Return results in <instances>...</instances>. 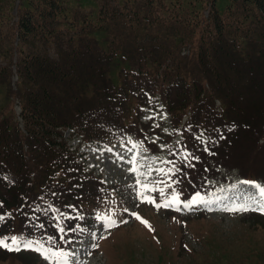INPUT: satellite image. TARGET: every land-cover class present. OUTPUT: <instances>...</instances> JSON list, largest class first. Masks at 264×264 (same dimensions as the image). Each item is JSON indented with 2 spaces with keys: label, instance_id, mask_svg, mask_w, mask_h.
Returning a JSON list of instances; mask_svg holds the SVG:
<instances>
[{
  "label": "trees",
  "instance_id": "16d2710c",
  "mask_svg": "<svg viewBox=\"0 0 264 264\" xmlns=\"http://www.w3.org/2000/svg\"><path fill=\"white\" fill-rule=\"evenodd\" d=\"M66 2L21 0L15 19V0H0V58L6 62L0 63V86L5 85L0 94L4 92L7 98L6 103H0V198L6 207L18 210L35 183L36 188L42 182L57 183L53 175L75 160L76 154L59 140L60 126L71 125L93 134L104 120L119 121L125 110L122 102L133 95L131 90L153 88L158 82L177 88L181 84L183 93L191 87L184 101L180 99L183 111L179 120L190 104L187 102L196 100L197 110L210 117L212 135L218 136L222 130L227 135L223 146L212 147L215 153L224 152L225 163H232L229 161L240 151L238 132L239 136L247 130L257 132L255 147L259 148L258 137L264 128V0H233L225 14L213 6L206 18L195 11L184 19L176 17L180 38L172 51L158 48L152 39L141 42L137 31L120 38L109 26L105 37L109 38L110 51L84 31L66 33L58 29L59 22L64 23L60 17L66 12ZM79 15L82 13L75 17ZM105 26V22L90 25L97 29ZM15 35L19 37L17 45ZM181 39L190 41L193 50L182 59L177 53ZM142 44L145 49L139 51ZM117 46L127 50L115 51ZM15 50L16 90L10 77ZM174 56L177 63L172 62ZM115 65L119 80L123 78L121 88L113 81ZM203 79L212 89L202 97L221 98L225 112L215 111L209 98L204 106L198 105L205 90ZM13 93L21 99L26 132L19 126L14 109L6 111ZM36 170L39 174L32 179Z\"/></svg>",
  "mask_w": 264,
  "mask_h": 264
},
{
  "label": "rangeland",
  "instance_id": "374dc122",
  "mask_svg": "<svg viewBox=\"0 0 264 264\" xmlns=\"http://www.w3.org/2000/svg\"><path fill=\"white\" fill-rule=\"evenodd\" d=\"M141 1L149 0H68L66 10L70 17L74 16L76 11L87 12L92 21L101 22L108 21L117 7L123 6L126 10L125 14L135 15L137 13L135 8L139 6L137 3ZM232 1L215 0V3L218 10L225 13ZM163 2L167 5H163ZM161 5H163L161 14L166 19H168L169 10H172L169 19L172 23L160 21L158 13ZM192 8L199 9L203 17L206 18L205 16L211 15L212 3L209 0H153L150 8L149 3L141 7L140 11L144 13V17L136 19L132 25L138 27L137 33L143 42L145 35L152 31V24H159L162 26L161 35L167 33L164 35L165 41L170 39V36L168 39V34H172L173 45L177 41L173 38L174 34L176 31H180L176 29L177 26L172 31V25L175 24L173 13L176 9H180L178 13L187 14L188 10ZM102 14L106 16L101 17ZM185 17L187 16L182 15L181 18ZM77 20L85 22L82 16H79ZM206 23L204 22V24ZM106 31V28L96 29L91 32V35L98 38L103 48L109 49V39L105 38ZM178 45L177 53L181 59L190 54L189 50L192 45L190 41L188 44V41L181 39ZM143 49H145V44L138 47L139 51ZM173 61L177 63L175 56L172 57ZM115 82L119 83L118 78H115ZM174 82L172 81V83ZM190 83L191 81H189ZM202 85L208 87L210 82L203 79ZM159 86L166 92L161 96L167 99L170 107L177 106L180 99L184 101V96L189 93L188 88H191L187 87L183 93L181 84L178 88L173 84L161 83ZM152 89L158 96L161 94L158 86ZM153 95L148 99H154ZM134 99L135 96L129 100L134 103ZM154 101L142 108V120L140 117L135 121L131 119L136 114V107L130 105L129 113L125 110L124 119L121 120L126 123V126L118 125L113 128L115 141L111 143L102 140L86 141L73 129H66L65 137L68 143L76 150V154L80 156L86 168L100 174L110 192H114L119 197L117 204L111 201L108 194L102 197L100 202L102 208L96 211L93 228L85 236L88 239V247L82 248L84 253L78 252V255H74L69 260V264H80L82 258L86 260V264H93L92 262L94 264H264V216H261L260 219L258 214L252 211L229 212L224 210L229 203L231 205L226 208L241 204L247 206L242 202L234 203V199L237 198L240 191L245 194L246 192L252 193L254 199L244 198L243 192L239 193V199L246 201L251 199V202L255 203L251 206H257L256 200L259 199L257 190L253 186L240 183L244 179L241 180L238 177L241 168L243 172L245 170L261 172L264 168L260 163V161H264V147H255V133L251 134V130H247L248 133L240 136L238 132L237 145L240 151L235 154L232 161L239 163V168L233 169L231 165L220 166L216 174L211 175L212 177L206 180L205 184L203 183L202 196L209 201L207 205H192L190 209L181 205L179 211L171 207L158 209L155 204L142 201L137 195V190L140 188V185L136 183L137 180L141 182V185L152 186L161 182L162 174L158 170L165 169L168 165L169 151H172L169 143L163 142L158 145V149L162 152L157 156L156 152L149 150L148 144L144 141L136 139L133 134L124 135L128 130L140 129L144 126L143 122L149 125V132L157 131L159 133L151 136L149 141L151 139L167 141L168 132L172 130L170 115L164 103L161 104L159 97ZM157 102H161L158 107ZM161 107H164L162 112L159 110ZM188 117L189 113L185 115V118ZM164 125L167 127L165 131L162 130L165 133L162 136L160 133H162L161 128ZM239 130L243 129L239 128ZM180 137L179 134L177 140ZM223 140L224 138L221 140L222 144ZM201 142L205 145L207 139L202 138ZM207 143L209 144V141ZM142 148H145V151H142ZM208 153L211 154L212 151L209 150ZM133 167L137 168L136 172L130 170ZM149 169H151L150 174ZM204 169L206 168L204 167ZM221 180H225V183L221 185L219 183L217 188L205 189L208 182H220ZM256 182L260 183L261 181ZM161 183L159 187H164ZM94 194L93 191L90 192V195ZM144 195L152 197L159 204H162L170 196L166 189L164 196H161L159 191L150 190L145 191ZM125 207L129 211L139 210L141 212L143 210L144 213L136 212L140 219H137V216L129 215L128 218L131 217V220L129 221L127 218L126 224L125 216L123 217L122 214L119 216L120 210ZM98 215L110 216L113 221L115 220L114 229L106 227L104 221L97 219ZM145 218H147V224L140 221ZM18 237L28 238L23 234H19ZM177 239L178 242H176ZM81 243L86 245L85 241L81 240ZM85 256L88 257V261L84 258ZM36 257L39 258V255L37 256L34 252L22 254L0 252V264H55L54 261L45 259L42 254L41 260ZM241 257H245L244 261Z\"/></svg>",
  "mask_w": 264,
  "mask_h": 264
},
{
  "label": "snow or ice",
  "instance_id": "6c2138e0",
  "mask_svg": "<svg viewBox=\"0 0 264 264\" xmlns=\"http://www.w3.org/2000/svg\"><path fill=\"white\" fill-rule=\"evenodd\" d=\"M187 158V157H186ZM198 159V158H196ZM132 172H136L137 168L133 167L130 169ZM162 175H168L169 173H172L174 171H178L177 169L174 168H168L167 170L161 168L158 170ZM151 172V169H149V174ZM169 180L171 181V178L169 177ZM137 185H140V188L137 190V195L142 199V201L148 202V203H153L155 204L156 208L160 207H175L177 211L180 210V206L183 205L184 208H191L192 205H198V204H204L207 205L209 201L200 194V192H196L190 200L187 202L181 201L180 200V193L175 191L173 189L171 195L162 203H156L155 200L152 197H149L147 195H144L145 191H159L161 196L165 195V189L172 187L173 184L179 183V181H171L169 183H164V187H159V184L161 182H157L156 186H152L149 184H143L141 185V182L139 180L136 181ZM242 184H248L252 185L258 192V197L259 199L256 200V207H250V206H245V205H237L233 207H228L225 208V211L229 212H237V211H259L261 213H264V203L261 201H264V186H261L259 183H255L254 181H240ZM235 187V186H233ZM132 215L137 216L136 213H132ZM4 219L3 216H0V221ZM98 220L104 221L105 226L108 228H111L114 226L115 222L111 219L110 216H103V215H98L97 216ZM137 219H140L139 216H137ZM145 224H147V221H143ZM42 227V225H41ZM60 232H64L63 228H59ZM74 231V229H73ZM63 238V237H61ZM49 240H52L51 237L48 238ZM55 243V241H53ZM0 248H4L8 251H20L22 248L23 249H34L38 252H40L45 259L54 261L55 264H69V256L71 255L69 252H66L62 249H57L53 250L52 248H46L44 245L41 243V241H36V240H31L27 238H22V237H17V236H11V237H4L0 238Z\"/></svg>",
  "mask_w": 264,
  "mask_h": 264
},
{
  "label": "bare ground",
  "instance_id": "6f19581e",
  "mask_svg": "<svg viewBox=\"0 0 264 264\" xmlns=\"http://www.w3.org/2000/svg\"><path fill=\"white\" fill-rule=\"evenodd\" d=\"M241 180H243L244 178H240ZM244 181H245V179H244ZM255 183H257L256 181H254ZM259 183V182H258ZM260 183H262V184H260ZM259 184L261 185V186H264V184H263V182H260ZM218 188H220V187H218ZM236 193V192H235ZM212 194V193H211ZM210 195V194H209ZM243 198V197H242ZM235 202V201H234Z\"/></svg>",
  "mask_w": 264,
  "mask_h": 264
}]
</instances>
